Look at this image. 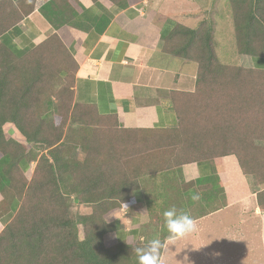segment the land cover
<instances>
[{"label": "trees", "instance_id": "16d2710c", "mask_svg": "<svg viewBox=\"0 0 264 264\" xmlns=\"http://www.w3.org/2000/svg\"><path fill=\"white\" fill-rule=\"evenodd\" d=\"M246 2L232 0L237 52L240 55L264 57V5H258V0H255L254 6ZM191 15L197 14L183 13L179 17ZM19 19L15 2L0 0V37L14 29ZM165 21L162 31L163 54L199 65L196 95L203 101L208 98L209 105H214L212 119L218 122L223 119L229 124L246 123L247 127L252 126L244 132L248 141L263 139L264 70L229 66L220 61L216 54L214 18L203 17L194 27L180 23L174 16H167ZM43 54H49L59 65L61 70L59 75H55L56 78L66 81L72 74L73 93L65 87L57 103L49 96L40 101L37 75L46 67L43 65ZM77 66L57 35L48 37L34 49L19 52L0 42V219L8 215L11 219L0 233V264H138L136 249L145 248L154 238H159L165 245L168 238L163 213L170 207L166 204L163 210L159 209L152 200L162 197L171 204L175 198L173 193H169V190L157 193L158 185L156 187L152 180H143L141 175L129 178L120 175L115 165L118 156H121V148L116 147L110 155L105 153L97 158L95 154L103 146L95 141V135L87 137L88 130L84 127L57 135V129L65 125L67 102L74 96ZM42 91L44 89H40L39 93ZM32 104L38 108V121L30 118L25 111ZM76 105L99 117L90 107L79 103ZM46 121H50L48 128L53 133L51 138H40ZM183 121V124L191 121L188 112ZM7 125L15 128L20 141L6 133ZM116 132L126 136L117 142L119 146L122 144L124 150L130 147L123 144L127 139H149V135L144 138L146 134H153V138H150L152 141L159 138L166 140L163 145L159 146L154 141L155 145H151L153 154L158 152V156H162L151 159V175L181 169L186 164L203 163L201 160H191L182 152L179 140L187 152L203 141V138L191 140V132L183 127L171 132ZM76 141L75 147L80 148L77 157L71 154L70 146L67 152L63 151L65 145ZM26 142L45 144L49 151L39 158L31 157L30 150L25 149ZM244 144L214 143L216 151L217 148L223 151L211 157L239 154L243 171L259 179L264 176V155L258 159L247 156L252 151H264L259 146ZM162 146L164 150L160 151L159 147ZM246 152L248 155H245ZM180 154L182 159L178 158ZM37 160V167L29 181L27 172ZM163 179V186H173L175 183L174 179ZM140 180L145 184L143 188L137 185ZM140 189L148 208H153L157 213L152 214L149 210L148 220L142 227L143 240L129 244L120 237L123 221L117 222L113 216L123 207L135 206L137 190ZM71 203L74 206L85 205L91 211L73 215ZM259 205L264 209V192L259 195ZM177 209L182 208L179 206ZM155 214L159 215L156 222L153 220Z\"/></svg>", "mask_w": 264, "mask_h": 264}, {"label": "crops", "instance_id": "0c3cea01", "mask_svg": "<svg viewBox=\"0 0 264 264\" xmlns=\"http://www.w3.org/2000/svg\"><path fill=\"white\" fill-rule=\"evenodd\" d=\"M13 1L18 6L20 21L0 37V42L19 52L36 48L52 35L59 36L78 65L75 103L90 107L99 117L111 119L117 131L171 132L183 127L191 132V140L203 138L190 152L185 151V145L179 140L185 156L203 162L186 164L181 169L151 175V159L162 156H158V152L153 154L152 149L144 150L149 139H127L123 144L130 147L121 148V156L116 160L115 168L120 170V175L127 178L141 175L143 180H152L156 187L158 185L157 193L169 190L174 194L177 207L183 205L190 210L188 213L197 223V231L188 237L178 241L166 239L161 264L169 263L165 253L171 243L175 245L174 258L191 260L192 264H264V209L259 205V195L264 192V176L258 179L245 173L239 154L211 157L223 151L219 148L216 151L214 143H248L264 151V138L248 141L244 132L252 126L212 119L214 105H209L208 98L203 101L196 95L198 69L189 72L187 65L191 61L184 60L183 64L173 66L165 60L169 57L162 50L165 18H183L179 16L184 12H161L157 9L160 0ZM209 4L210 1L204 4L202 14L211 8L213 11L208 14L224 13L221 11L224 4L221 7L219 0ZM185 13L199 15L198 12ZM241 57H244L241 67L264 70V57ZM187 112L191 121L183 124ZM8 127L12 125H7L6 129ZM13 129L9 136L20 141ZM153 141L160 146L166 140ZM201 146L204 148L200 149ZM159 149L164 150L163 146ZM261 152L252 151L247 158L258 159L264 155ZM178 158L183 157L180 154ZM163 178L174 179L175 183L163 186ZM143 180L137 183L140 188L145 186ZM194 196L199 199L193 200ZM166 201L159 197L152 203L159 208ZM142 204L148 208L146 201L138 196L135 206L121 210L133 211ZM121 210L114 214L113 220H123L116 218ZM137 216L132 219L133 224L120 227L123 230L121 239L129 244L143 239L140 228L143 220L139 219V214ZM141 218L147 221L144 216ZM10 220L9 215L0 219V233ZM178 249L180 253L177 254ZM178 260L175 261L179 263Z\"/></svg>", "mask_w": 264, "mask_h": 264}, {"label": "rangeland", "instance_id": "374dc122", "mask_svg": "<svg viewBox=\"0 0 264 264\" xmlns=\"http://www.w3.org/2000/svg\"><path fill=\"white\" fill-rule=\"evenodd\" d=\"M157 1V0H156ZM210 1L209 6L211 5L212 1L214 0H160L157 1V4L159 5V7L157 9H159V11L163 12V13H176L179 11L182 12H198L199 15H191L187 18H178V20L189 27H194L196 26L199 21L205 17L208 19H215L216 21V25H215V40H216V54L219 57L220 61L222 63H225L227 65H231V66H242L243 65V58L241 57V55L238 54L237 52V47H236V38H235V29L233 32V28H234V14H233V7H232V0H219L220 1V6L223 7L222 3L224 4V9H221V11L224 13H217L215 16L213 14H208L209 12L211 13L213 11V8H211L210 11H208V13L202 14L201 9L204 6V4H208V2ZM218 1V0H217ZM247 4L250 5L252 4L253 6L255 5V0H246ZM257 4H262L264 5V0H258ZM216 7V5H214V8ZM183 14V13H182ZM2 44H5L2 41ZM6 45V44H5ZM42 58L44 60L43 65H45V69H42L41 74L37 75L38 80H39V86L37 88L38 90V94L40 95V101L43 100V98L45 97H50L53 102L57 103V100L59 99L58 97H60L62 90L66 87L68 88V90L70 92L73 93V85H72V74H70V76L68 77V79L66 81H61L60 79L56 78L55 75H59L60 70L59 69V65L57 63L54 62V60L50 57L49 54L42 55ZM165 60H168L170 63L173 64V66H179L181 64H183L185 61L184 59L181 60L180 58H171V57H165ZM190 67V71H194L196 68L198 69L199 72V65L195 62H189L188 65ZM44 89V91H42V93H39V90ZM75 99L73 96V99L69 100L67 102L68 105V109L66 110V112L64 111L65 117V125L61 126L60 129H57V135L58 134H66L69 129H75V128H80V127H84L88 130L87 133V137H92L95 135V141L99 143V146H103L100 151L96 152V157L98 158L103 154H109L112 150H114L116 147L118 148H122V144L119 146L117 144V142L119 140H121V137H126L124 135L118 134L114 129V122L107 120V119H102L99 117L94 116V114L91 111L86 110L84 107L80 106V105H76L75 106ZM25 111L27 112V115L36 120L38 119V108L35 104H32L30 106H28ZM82 116V117H81ZM38 121V120H36ZM51 121V120H50ZM50 121H46L43 123V132H41L40 134V138H51V134L53 133V131L48 128V125L50 124ZM60 124V123H59ZM14 127H8L6 129V133L8 135L12 134L10 133L11 130ZM33 130V129H32ZM115 130V131H113ZM62 131V132H61ZM149 135V141L147 143V145L145 146V149H151V145H153L154 143L150 138H153V134H146L144 135L146 138V136ZM86 137V138H87ZM123 140V139H122ZM76 142H72L71 144L65 145L62 149L64 152H67V147L70 146L72 151L71 154L73 155V157H77V155L80 152V148H76L75 144ZM155 145V144H154ZM25 149L27 151L30 150L31 152V157H37L39 158L42 154H47V152L49 150H46V145L45 144H32V143H28L26 142V147ZM77 149V150H76ZM107 149V151H103ZM108 152V153H107ZM78 153V154H77ZM110 155V154H109ZM0 157H1V153H0ZM37 163L38 160L33 162L31 164L30 167V171L27 172V178L30 181L33 177V174L35 172V169L37 167ZM90 169V167H89ZM88 169V170H89ZM138 196L141 198L142 195L141 193L138 194ZM167 200V199H166ZM168 201V200H167ZM166 201V202H167ZM164 203L162 204L159 209H162V206L164 207V205L168 204V206L171 207H176L178 206V204L175 203V201L170 203ZM71 207H72V214L76 215L77 213H88L91 211L90 207H87L85 205H79V206H74L73 203H71ZM144 207V208H143ZM184 209H183V208ZM182 209L183 211H190L182 205ZM186 209V210H185ZM133 211H129V210H125L123 212V210H121V213L116 216V218H122L123 220V224L121 225V227H126L129 226L131 224H133L132 219H134V217L137 216V214H139V219L143 220V222H140L141 226L140 228H142L146 222L144 218H141L142 216H144L147 220V216L149 214V210H151L152 214L157 213L155 212L156 210H154L153 208L149 209L146 208L145 204L139 205L138 208L132 209ZM163 210V209H162ZM161 210V211H162ZM160 211V210H157ZM160 213V212H159ZM138 217V216H137ZM159 218V215L155 214L153 216V220H156ZM132 222V223H131ZM130 223V224H129ZM143 240V239H142ZM141 243V242H140ZM191 244V242H189ZM174 244H170L168 249H166V259L168 260V264H192L191 260H184L182 261L181 259L178 260L176 258H174ZM180 253V249H178L177 254ZM169 255V256H168ZM175 260L180 261L179 263L176 262Z\"/></svg>", "mask_w": 264, "mask_h": 264}, {"label": "clouds", "instance_id": "9594fccd", "mask_svg": "<svg viewBox=\"0 0 264 264\" xmlns=\"http://www.w3.org/2000/svg\"><path fill=\"white\" fill-rule=\"evenodd\" d=\"M193 200L199 196L192 197ZM164 224L170 241L182 240L197 231L195 219L186 211L171 207L164 211ZM163 242L159 238L149 241L145 248L136 249L138 264H161Z\"/></svg>", "mask_w": 264, "mask_h": 264}]
</instances>
